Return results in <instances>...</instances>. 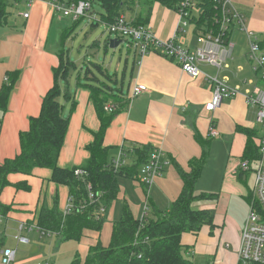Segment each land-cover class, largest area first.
Masks as SVG:
<instances>
[{"label": "crops", "instance_id": "crops-1", "mask_svg": "<svg viewBox=\"0 0 264 264\" xmlns=\"http://www.w3.org/2000/svg\"><path fill=\"white\" fill-rule=\"evenodd\" d=\"M18 2L16 7L9 2L8 15L0 24V90L4 84H9L7 74L17 76L6 111H0V164L18 154L19 134L28 129L30 118L38 116L42 98L54 82L53 70L59 65V51L49 49L48 44L52 27L56 26L55 19L62 22V18L46 3L35 2L27 8L23 0ZM232 2L245 20L246 28L262 38L264 0ZM149 4L150 0H132V4L123 9L122 15L128 21L144 18L143 22L152 28L157 38L164 40L178 36L193 49L195 33L192 26L182 29L180 18L175 11L156 2ZM21 5L23 9L19 11ZM149 7L150 13L146 17ZM26 11L29 14L27 19L19 16ZM128 12L132 14L131 17ZM91 17L98 23L99 17L95 16L94 12H91ZM63 30L61 29V32ZM235 33L240 43L246 41L243 32L235 25L229 36L234 44L233 54L223 69L217 71L206 64L198 66L201 73L217 76L227 86L238 88L237 96L223 100L213 111L203 109L211 99L213 88L201 76L192 79L174 61L154 53L141 57L133 51L131 59L125 60L120 85L116 75V86H121L123 98L130 97L135 85L146 86V91L128 100L127 108L112 119L103 142L108 149V156L110 159L116 158L120 147H159L164 157L169 160V165L164 167L161 175L147 188L141 183L140 176L137 179L118 177L117 195L105 207L100 230H84L80 240L73 241L76 242L73 251L68 252L66 260L61 264L71 258L72 261L74 257L84 259L89 249L98 244L106 247L110 241L115 216L121 212L123 203L128 205L135 219L140 218L145 202L148 217L155 218L157 214L167 211L182 188L176 167L187 172L189 162L200 157L202 147L206 151V158L195 184V192L212 194V197L200 200L194 206L197 209L213 211L214 227L210 230L208 226H203L197 236L183 234L181 244L188 248V255L195 264H237L240 235L252 191L246 186V180L248 175L253 173L238 177L232 175V170L242 160L247 141L245 131L252 132L257 129L255 109L247 106L245 94L261 82L248 66L246 51L243 54L238 51L239 55L233 59L236 47L233 42ZM207 68L213 72L207 73ZM127 75L129 79L125 89ZM62 82H65L63 87L60 84ZM58 84L61 92L59 98L62 97L65 101V104L61 105L62 116L69 119L64 142L67 146L75 141L72 163L67 161L63 163L66 165H63L58 159V165L62 168L80 166L87 159L85 147L91 142L92 133L99 127L98 119L89 102V92L86 88L79 83L71 86V77L66 81L58 79ZM74 87L75 90L72 91L71 88ZM211 126L218 134L216 138L209 135ZM8 182L10 186L0 193V204L9 208L4 216H0V230L3 224L5 227L10 223L14 224V231L22 223L35 226L40 207L50 208L55 197L61 212L69 202L68 189L54 185L50 181V171L45 169H34L31 175H9ZM20 183H25L28 189L15 187ZM32 232H35L39 239L42 238L36 231L23 230L21 235L27 239L28 235L24 233ZM45 235L60 237L58 234ZM49 241L52 242V238ZM65 242L72 241L59 240V243H62L59 248L64 246ZM29 243L28 240L27 244L21 245ZM1 246L8 248L4 238ZM40 257L45 255L41 254ZM55 261L54 258H49L43 264H54Z\"/></svg>", "mask_w": 264, "mask_h": 264}, {"label": "trees", "instance_id": "trees-1", "mask_svg": "<svg viewBox=\"0 0 264 264\" xmlns=\"http://www.w3.org/2000/svg\"><path fill=\"white\" fill-rule=\"evenodd\" d=\"M89 1L91 5L94 3V0ZM179 1L150 0V4L156 2L166 9L177 12ZM9 2L11 1L0 0V24L8 15ZM96 2L102 10L99 21L105 25L113 23L118 16L122 15L123 9L132 4V0H96ZM202 6L203 11L192 17L189 22L195 35L211 29L213 16L216 13L212 0H203ZM149 13L150 7L146 17ZM143 19L138 18L131 23L144 25ZM94 22H96L95 18L91 24L94 25ZM58 60V67L53 70V85L42 98L38 116L30 118L28 129L19 134L18 154L0 164V193L5 187L10 186L9 175H31L37 168L50 171V181L54 185L68 189L73 210L63 216L55 197L50 208L40 207L35 224L47 233H55L64 240L77 242L84 230H100L104 218L96 220L93 213L98 206L105 208L115 199L118 192V177L138 178L139 169L148 162L153 147L135 145L128 148L121 147L126 154L127 162L117 170L113 167L115 158H109L108 149L103 143L104 137L112 119L121 110H125L129 102L121 95V86H116V74L111 76L101 66L90 63L96 73L94 74L87 67L84 74L85 82L78 83L89 92V102L94 109L99 127L92 133V140L85 147L87 159L80 166L60 167L58 159L64 145L69 119L62 116V106L58 102L61 94L58 79L67 80L68 61L63 58V52L59 54ZM6 77L9 84H4L0 90L2 113L6 111L17 76L7 74ZM109 83L115 84L114 87H110ZM109 101L111 102L108 103ZM107 104L112 105L115 111L108 113L105 110ZM245 133L247 141L242 160L254 161L258 158L257 150L252 142L255 130L245 131ZM202 150L199 158L189 162L187 172L176 167L182 188L167 211L157 214L155 218L148 217L147 213L143 220H139L133 217L128 205L123 203L119 219L112 225L109 244L106 247L98 244L90 248L84 259L74 257L70 264H195L187 258L189 250L181 244L182 235L190 233L197 236L203 226H208L210 230L214 227L213 211L197 209L194 206L196 202L212 197V194H196L195 192V184L200 177L206 158L204 147ZM77 169L83 170L86 174L80 177L75 176L74 171ZM244 175L240 174L238 177ZM88 184L92 188L93 195H99V200L91 204L87 199L86 185ZM144 186L147 188L146 185ZM15 187L28 189L25 183ZM81 205L85 208L80 209ZM8 210L7 206L0 204V216H4ZM1 245L2 240H0Z\"/></svg>", "mask_w": 264, "mask_h": 264}, {"label": "built area", "instance_id": "built-area-1", "mask_svg": "<svg viewBox=\"0 0 264 264\" xmlns=\"http://www.w3.org/2000/svg\"><path fill=\"white\" fill-rule=\"evenodd\" d=\"M16 7L19 0H10ZM21 1V0H20ZM27 8H30L35 2L48 4L52 10L59 14L60 18H66L72 22L81 18H88L91 22L92 5L89 0H23ZM215 15L211 29L200 32L195 35V46L191 49L178 36H171L167 39H159L155 36L152 28L148 24L135 25L128 21L123 15L118 16L113 23L106 26L107 32L113 34L116 39L127 40L128 46L134 53L141 57L154 53L167 60L174 61L180 69L190 78L202 77L209 83L213 90L209 102L203 109L213 111L218 108L225 99H232L239 94L238 88L229 87L217 76H210L201 73L198 69L200 64H206L216 68L217 71L223 69L226 61L231 59L234 44L230 41V33L235 25L243 32L247 44L246 60L250 70L264 84V34L260 38L258 35L248 30L245 26V20L236 11L232 0H212ZM203 0H180L178 3L177 15L180 18L182 29L191 26L190 19L199 15L203 11ZM27 19L29 14L24 12L19 14ZM92 19V20H91ZM146 91V86L135 85L132 87L128 100ZM246 104L255 109V123L257 129L253 136V143L257 150L258 158L254 161L241 160L232 170L233 176L240 174L253 173V189L251 191V200L248 206V213L240 235V245L237 253V264H264V87L255 86L251 91L245 94ZM105 110L108 113L115 111V108L107 104ZM211 138L218 136L217 132L211 126L209 130ZM127 162L126 154L119 148L117 157L113 160V167L117 170ZM169 165V161L164 157L161 148H153L148 162L139 169L141 182L147 187L153 180L160 176L164 167ZM86 172L81 169L74 171L77 177L84 176ZM87 199L89 204L97 202L99 195H93L91 186L86 185ZM80 209L85 206L81 205ZM147 202H145L139 220H143L147 214ZM73 210L72 202H69L62 210V215L66 216ZM106 209L104 206H98L93 213L96 220L104 218ZM35 229V230H34ZM23 230L29 232L36 231L40 235L55 234L47 233L32 224H19L13 239L18 244H27L28 240L21 235ZM5 230L0 231V240L5 235ZM14 249L0 246V264H13L15 260ZM43 264V263H37ZM214 264V263H204Z\"/></svg>", "mask_w": 264, "mask_h": 264}, {"label": "rangeland", "instance_id": "rangeland-1", "mask_svg": "<svg viewBox=\"0 0 264 264\" xmlns=\"http://www.w3.org/2000/svg\"><path fill=\"white\" fill-rule=\"evenodd\" d=\"M22 9L23 5L19 7V11H22ZM91 12H94V15L97 17H99V14L102 13V10L100 9L96 0H94V3L92 4ZM128 15L129 17L132 16L130 12H128ZM97 21L98 23L94 22L93 25L88 18H81L77 23H74L66 18H62V22H58L55 19L56 26L53 25L52 27L53 30L51 31L52 34L50 35L48 48L55 52H63V58L65 59V61H68V78L71 77V86H75L78 82H85L84 74L87 67L91 69L94 74L96 73V71L91 67L90 63L101 66L102 69L111 76L113 74H116L118 85H120L124 62L126 59H131L133 50L128 46L127 40H122V42L116 48L111 49L109 47V40L114 39L115 36L113 34H109L107 32L106 26L99 20ZM55 27H57L56 30ZM61 29L64 30L61 32ZM233 42H235L236 45L233 55V59L235 60L236 55H239L238 51H240L241 54H243L245 51L247 52V44L246 41L244 43H240L239 37L236 36V33L233 36ZM202 66L205 67L204 65ZM205 71L207 73L213 72V70L210 68H207V70ZM128 79L129 76L127 75L125 79V89ZM101 80L106 81L105 79ZM64 83H60L62 87ZM108 85L110 87H114L115 84L113 85L109 83ZM259 86L264 87V84L261 83ZM71 90L74 91L75 87L71 88ZM58 102L60 103V105L65 104V101L62 97L58 98ZM66 106L67 108H69L68 105ZM74 143L75 141L69 143V145L66 146V142H64L63 148L61 149L59 155L61 164L67 161H70L68 162L69 164L72 163L73 155L75 153ZM253 181L254 176L252 174H249L246 180V186L251 190L253 189ZM119 214L120 213L115 216L116 220L119 218ZM3 226L4 224L1 226L2 229L0 231H4L6 229V232L4 233V241L6 242V247H8L9 249H16V256L13 264L44 263L49 258H54L56 260L54 264H61L64 260H66L68 252L70 250L73 251L72 249L76 245V242L73 241L65 242V245L59 248V246L64 243H59V240L62 241L61 236L60 238L55 235H51L49 237H47L46 235H40V237L42 238L39 239L38 236L35 235V232H32L31 234L24 233L28 235L27 239L30 241V243L28 245H21L13 239L15 235V232L13 230L15 227L14 224H6V226L9 227L8 229L6 226ZM87 230L89 231L90 229ZM50 238H52V242H48ZM41 254H44L45 257H40ZM187 258L189 259L190 257L188 256ZM71 259L65 261L64 263H70Z\"/></svg>", "mask_w": 264, "mask_h": 264}, {"label": "water", "instance_id": "water-1", "mask_svg": "<svg viewBox=\"0 0 264 264\" xmlns=\"http://www.w3.org/2000/svg\"><path fill=\"white\" fill-rule=\"evenodd\" d=\"M121 42H122V40H120V39H116V38H114V39H110V40H109V47H110L111 49H114V48H116Z\"/></svg>", "mask_w": 264, "mask_h": 264}]
</instances>
